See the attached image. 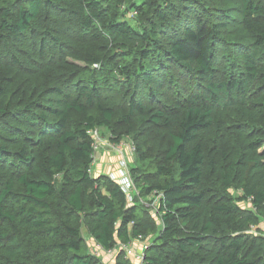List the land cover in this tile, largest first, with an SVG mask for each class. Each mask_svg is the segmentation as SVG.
Instances as JSON below:
<instances>
[{
  "label": "trees",
  "instance_id": "trees-1",
  "mask_svg": "<svg viewBox=\"0 0 264 264\" xmlns=\"http://www.w3.org/2000/svg\"><path fill=\"white\" fill-rule=\"evenodd\" d=\"M263 225L264 0H0V264H264Z\"/></svg>",
  "mask_w": 264,
  "mask_h": 264
},
{
  "label": "built area",
  "instance_id": "built-area-1",
  "mask_svg": "<svg viewBox=\"0 0 264 264\" xmlns=\"http://www.w3.org/2000/svg\"><path fill=\"white\" fill-rule=\"evenodd\" d=\"M135 15V14H134ZM91 136L94 140V147L97 153V150L99 148L100 142L102 143L103 140L100 137V131L99 130H93L91 131ZM113 150H116L118 154L123 156V160L120 161V169L118 171V174H111L109 177L111 178L112 181L116 182L119 184L126 194L128 201L130 204L134 203L135 197L138 196V192L136 190L135 184H134V179L131 174V169L128 166V154L126 153V149L124 148V143L118 144V145H112ZM130 150L132 154H134V147H130ZM96 159V155L94 160ZM95 163V162H94ZM155 198L149 197L147 200L140 199V203L144 205L147 209L151 210L153 213L157 214L158 212V198L154 200ZM264 227V225H263ZM137 240L143 241L142 238H139ZM149 244H145V246L141 250H135L131 247L130 245H125V244H118V246L111 251L105 252L102 248L99 246L94 245L93 247L98 250L99 254H102L104 257H115L120 252L125 253V258L130 259L133 261L135 264H142L144 255H145V250L147 249V246ZM100 250V251H99Z\"/></svg>",
  "mask_w": 264,
  "mask_h": 264
},
{
  "label": "rangeland",
  "instance_id": "rangeland-1",
  "mask_svg": "<svg viewBox=\"0 0 264 264\" xmlns=\"http://www.w3.org/2000/svg\"><path fill=\"white\" fill-rule=\"evenodd\" d=\"M100 137L102 138L103 142L99 144V148L96 153V159L94 163V168L92 171V174L95 177H100L102 175H108L110 176L111 174H118V171L120 169V161L123 160V156L118 154L116 150H113V144L110 141V135L107 131L101 130L100 131ZM108 143V144H107ZM126 147V153L128 154V166L131 169V167L134 164V154H132L131 150L129 149L130 146H132V142L129 140L124 141ZM104 147V148H102ZM134 153V152H133ZM102 155H104L103 160L100 158ZM245 208L250 209L251 206L244 204ZM159 221V220H158ZM160 223V222H159ZM253 234H258L259 233V228L254 227L253 230L251 231ZM149 241H147L148 243ZM146 242H144L145 244ZM107 262V258L105 259Z\"/></svg>",
  "mask_w": 264,
  "mask_h": 264
},
{
  "label": "crops",
  "instance_id": "crops-1",
  "mask_svg": "<svg viewBox=\"0 0 264 264\" xmlns=\"http://www.w3.org/2000/svg\"><path fill=\"white\" fill-rule=\"evenodd\" d=\"M124 143V142H123ZM108 144V143H107ZM124 146L126 147V145H125V143H124ZM124 147V148H125ZM130 147H132V146H130ZM130 147H129V149H130ZM102 148H104V147H102ZM113 149V148H112ZM102 160H103V158H104V155H102L101 157H100ZM99 175H102V174H99ZM150 242H146L145 244H149ZM91 247H93L95 244H94V240L92 239V242H91ZM145 244H144V241H140V240H135L132 244H131V247L133 248V249H135V250H141L144 246H145ZM107 258V263L108 264H115V258H111V257H107V256H105L104 257V259H106Z\"/></svg>",
  "mask_w": 264,
  "mask_h": 264
}]
</instances>
